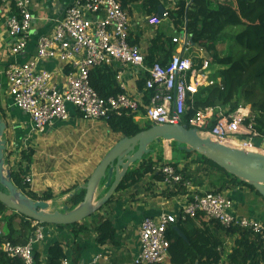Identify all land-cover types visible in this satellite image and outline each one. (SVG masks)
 <instances>
[{
    "label": "built area",
    "instance_id": "built-area-1",
    "mask_svg": "<svg viewBox=\"0 0 264 264\" xmlns=\"http://www.w3.org/2000/svg\"><path fill=\"white\" fill-rule=\"evenodd\" d=\"M11 16L7 22L10 35L15 39V63L6 71L8 95L17 110L28 115L32 132L43 135L57 123L69 121L72 107L83 121L105 120L110 113L141 115L154 126L184 125V117L203 87L218 84L212 79L213 66L202 51H195L189 40L174 38L181 45L178 53L166 68L160 64L146 66L141 48L129 43L132 21L117 0H74L64 18L56 23L54 31L39 41L34 57L19 63L18 57L29 44L34 17L32 0H4ZM103 15L100 20H92ZM167 16V15H166ZM204 54L207 56L205 57ZM203 58L198 69L196 58ZM54 63L69 69L63 74L64 85L55 82V72L41 68V64ZM119 64L121 69L139 68L145 91L151 92L148 104L143 98L127 93L124 70L117 73L116 81L124 92L117 97L101 98L92 88L91 72L102 66ZM190 105V107H189ZM219 118L214 120V115ZM248 122V123H247ZM189 129H197L214 141L232 145L240 150L262 153L257 147L262 136L254 129L255 118L251 106L241 107L234 113L222 108L199 110L189 122ZM164 176L163 184L188 187L179 169L165 165L158 169ZM25 183H31L29 175ZM203 214L221 223L227 229L237 228L258 237L264 251V223L241 217L235 213V203L223 193H194L186 196L180 216L161 214L145 218L139 226L140 253L135 264H168L170 258L167 231L171 225ZM36 231L26 246L5 241L0 251L25 264H35V250L46 239L45 226L35 224ZM0 237H2L0 235ZM63 264H70L65 260Z\"/></svg>",
    "mask_w": 264,
    "mask_h": 264
},
{
    "label": "trees",
    "instance_id": "trees-1",
    "mask_svg": "<svg viewBox=\"0 0 264 264\" xmlns=\"http://www.w3.org/2000/svg\"><path fill=\"white\" fill-rule=\"evenodd\" d=\"M117 2L128 13L131 6L135 5L141 13H147L148 16L157 13L161 6L160 0H117ZM167 19L177 34H181L188 23V35L195 45L193 50L204 52L212 65L219 68L218 76L221 78L220 85L200 91L195 99L193 110L190 108L184 117V126L190 128L188 122L199 110L230 106L237 102L239 93L244 92L246 88H251L250 91H245L244 96L248 106H251L254 112V129L264 138V100L252 101L253 98L260 97L257 93L264 92V0H180L175 9L169 11ZM142 36L140 31L131 34L129 43L138 47ZM222 39L234 44V49L226 56H222L218 49ZM177 53V45L173 37L159 33L149 41V51L145 57L146 66L153 67L160 64L166 68ZM195 63L198 69L202 66V62L195 61ZM116 76L117 69L114 65L98 67L90 74L91 86L103 99L117 97L124 92L119 88ZM145 81L143 79L138 82L139 90L145 91ZM150 97L151 92L145 91L146 104ZM237 109L238 105H235L232 112ZM142 113L144 114V111ZM135 116L136 114L113 112L102 121L106 123L112 135L121 140L133 138L152 127L150 123H147L142 128L135 122ZM218 118L219 115L215 114L214 120ZM33 154L34 152L29 148L22 152L21 157L24 161L31 162ZM177 154H179V160L174 161L169 150L166 153L167 159L163 153L156 154L151 151L136 164L135 168L128 171L117 193L127 192L147 182L146 191L150 194L166 196L168 193L158 191V184L164 181V176L158 169L165 165L179 169L185 181H190L191 171L201 166V171L207 173L212 182L211 186L217 187L214 193H222L236 183L255 191L250 185L238 179H232L218 165L197 153L177 149ZM213 171L222 173L223 176L215 177L212 175ZM11 172L13 184L33 201L52 199L50 195H44L43 198L38 199L36 194L29 191V184L25 183L24 176L19 172ZM174 187V195L189 194L183 185ZM0 188L5 191L1 186ZM84 197L85 191L79 192L73 198L71 210L78 207ZM113 200L114 197L110 202ZM7 212L12 211L0 202V220L5 224L6 232L0 237V245L9 241L14 245L26 246L36 231V223L14 212L12 216L6 217ZM18 218L21 219V225L20 229L16 230L15 224ZM78 226L77 224L68 227L77 230ZM73 232L76 233V231ZM97 236V242L101 245L114 243L115 230L112 223L108 220L99 222ZM167 240L170 252L168 264H264V251L257 236L237 228L227 229L218 221L203 214L171 225L167 231ZM229 248L230 252H228ZM48 257L47 264H63L66 260L64 244L57 242L51 246ZM0 264L25 263L17 258H9L0 251ZM35 264H41L40 255L35 254Z\"/></svg>",
    "mask_w": 264,
    "mask_h": 264
},
{
    "label": "crops",
    "instance_id": "crops-1",
    "mask_svg": "<svg viewBox=\"0 0 264 264\" xmlns=\"http://www.w3.org/2000/svg\"><path fill=\"white\" fill-rule=\"evenodd\" d=\"M73 1L32 0L31 13L34 21L30 44L27 50L18 57L19 63L28 62L34 57L41 38L49 36L54 31L56 23L64 18L66 10ZM160 1L168 16L169 11L175 9L180 0ZM129 14L132 21L131 34L137 31L143 34L139 47L145 56L149 51V41L157 34L161 33L173 39L181 38L169 23L167 16L163 20L156 18L157 13L148 16L147 13H141L135 5L131 6ZM10 16L9 5L4 0H0V116L7 124V131L3 138L7 148L6 161L10 154L11 161L8 162L12 165L11 171L14 170L23 176L31 177L29 191L36 194L38 199L43 198L44 195L52 196V199L47 201L50 205V212H63L65 207L71 210L73 198L82 191L80 188L87 184L99 163L120 139H115L105 122L83 121L72 107H70V119L66 123L55 124L43 135L32 132L28 115L14 108L8 95L6 71L16 61L13 54L15 39L7 28ZM102 17L103 15H98L92 20H100ZM180 48L181 45H177V50ZM114 67L117 73L124 70L127 93L135 98L144 99L145 91L138 88L141 70L133 67L121 69L119 64H114ZM41 68L56 71L55 82L60 86L64 85L63 74H66L69 69L54 63H42ZM134 119L142 128L148 123L143 114L136 115ZM256 144L264 154V139ZM29 148L34 152L31 162L24 161L21 157L22 152ZM166 153L167 151L163 153L165 159H167ZM78 156L85 157L81 159ZM86 157L93 158L86 160ZM16 161L18 164L15 163ZM191 173L192 178L188 181V187L185 188L190 195L216 190L217 187L211 186L212 182L207 173L201 171V166L194 168ZM212 175L223 176L222 173L215 171ZM146 183L143 182L127 192L116 193L112 202L90 219L78 224L77 230L70 227L46 225V239L35 250V254L40 255L41 264H47L49 248L57 242L64 244L66 260L70 264H135L140 253L139 226L141 222L145 218H157L164 213L179 217L186 196L189 195H174L175 187L162 182L158 184V191L161 190L168 194L166 196L152 195L146 191ZM101 187L102 197H104L107 189L103 185ZM98 192L99 189L96 196ZM222 193L234 201L235 213L238 216L264 223V198L256 191L236 183L223 190ZM7 213L9 217L13 214L12 212ZM106 220L112 223L115 240L114 243L101 245L97 242V225ZM20 225L21 221L17 219L15 229L19 230ZM4 234H6L5 224L0 220V235Z\"/></svg>",
    "mask_w": 264,
    "mask_h": 264
},
{
    "label": "water",
    "instance_id": "water-1",
    "mask_svg": "<svg viewBox=\"0 0 264 264\" xmlns=\"http://www.w3.org/2000/svg\"><path fill=\"white\" fill-rule=\"evenodd\" d=\"M167 15L163 6L157 11L156 18L163 20ZM188 23L180 36L189 40ZM7 124L0 116V202L10 211L41 225L68 227L82 223L93 217L106 206L118 192L121 183L132 166L140 163L151 153V146L161 141L177 144L179 150L197 153L212 161L232 178L246 183L264 198V154L252 153L205 138L197 129L184 125L154 126L133 138L119 140L108 155L93 172L87 184L80 188L85 191L83 202L74 210L65 207L63 212H50L47 201H33L23 194L12 182V172L6 169V141L3 140ZM103 185L107 189L104 197L96 200V193Z\"/></svg>",
    "mask_w": 264,
    "mask_h": 264
},
{
    "label": "rangeland",
    "instance_id": "rangeland-1",
    "mask_svg": "<svg viewBox=\"0 0 264 264\" xmlns=\"http://www.w3.org/2000/svg\"><path fill=\"white\" fill-rule=\"evenodd\" d=\"M218 49H219V52H220V54L222 55V56H226V55H228V54H230L231 53V51L234 49V44L232 43V42H230V41H228V40H226V39H222L220 42H219V45H218ZM204 56L205 57H207L205 54H204ZM204 59L203 58H200V56H198L197 58H196V60L195 61H197L198 63H201L202 61H203ZM211 65H212V63H211ZM213 66V65H212ZM212 71H213V76H212V79L213 80H215L216 81V83L218 84V82H219V80L221 79V78H219V76H218V71H219V68H217V67H214L213 66V69H212ZM203 89H206V87H203ZM251 90V88H246V90H244V92H242V93H239V95L237 96V98H236V101L237 102H234L232 105H230V106H221L220 108H222V111L223 112H225V111H229V114L230 113H234V112H232L233 111V107L235 106V105H238V109L239 108H241V107H247L248 106V104H247V102H246V99H245V96H244V93H245V91H250ZM259 90H261V89H259ZM260 97L258 98V99H252V101H258V100H261V101H263L264 100V92L263 91H261L260 92V94L259 93H257ZM251 100V99H250ZM254 113V112H253ZM140 123H142V122H140ZM116 139V138H115ZM46 147H47V145H45ZM151 151L153 152V153H156V154H160V153H164V151H170L171 153H173V158H174V161H178L179 160V154H177V149H178V146H177V144L176 143H174V142H170V141H161V142H158V143H154L152 146H151ZM78 157H80L81 159L82 158H84L85 156H78ZM7 158H8V161L11 159V155L10 154H8V156H7ZM91 158H93V157H86V160H90ZM8 161H6V169H10V170H12L13 168H11L12 167V165L11 164H9V162ZM11 161V160H10ZM18 161V160H17ZM17 161L15 162V163H17ZM18 164V163H17ZM16 167H18V166H16ZM15 169V168H14ZM14 171V170H13ZM102 186V185H101ZM99 187V192H98V196H96V200H98V199H100L101 197H102V187ZM6 217H9V215H8V213H7V215H6ZM19 219V218H18ZM20 221H21V219H20Z\"/></svg>",
    "mask_w": 264,
    "mask_h": 264
},
{
    "label": "bare ground",
    "instance_id": "bare-ground-1",
    "mask_svg": "<svg viewBox=\"0 0 264 264\" xmlns=\"http://www.w3.org/2000/svg\"><path fill=\"white\" fill-rule=\"evenodd\" d=\"M203 137H205V138H207L206 136H204V135H202ZM230 146H232V145H230ZM233 147V146H232Z\"/></svg>",
    "mask_w": 264,
    "mask_h": 264
}]
</instances>
